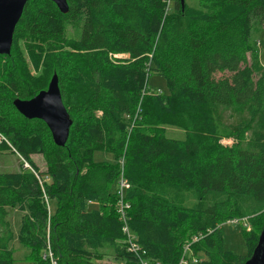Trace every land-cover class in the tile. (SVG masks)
Segmentation results:
<instances>
[{
  "label": "trees",
  "instance_id": "1",
  "mask_svg": "<svg viewBox=\"0 0 264 264\" xmlns=\"http://www.w3.org/2000/svg\"><path fill=\"white\" fill-rule=\"evenodd\" d=\"M65 1L61 14L28 0L0 55V106L16 119L0 122L9 143L0 151L13 149L30 167L0 173V264H15V244L42 255L34 264H93L105 247L133 264H179L185 246L188 262L244 264L257 233L241 232L246 254L236 255L219 226L264 213V67L252 35L264 29V0ZM19 41L33 71L56 75L71 120L63 147L12 106L47 86L16 53ZM118 54L127 58L111 59ZM150 76L164 87L150 90ZM40 151H48L44 173L29 159ZM95 151L121 161L101 171V190L80 172ZM120 177L123 218L104 199L114 200ZM10 210L21 213L15 232Z\"/></svg>",
  "mask_w": 264,
  "mask_h": 264
},
{
  "label": "rangeland",
  "instance_id": "2",
  "mask_svg": "<svg viewBox=\"0 0 264 264\" xmlns=\"http://www.w3.org/2000/svg\"><path fill=\"white\" fill-rule=\"evenodd\" d=\"M190 5H193L192 3ZM71 28L67 29V33L70 34ZM254 39V43H256V49H257V63H259L260 66L264 67V29L260 30V27L254 29V33L252 34ZM43 47H49L47 43H44L42 45ZM16 53L20 54V56L23 58V62L26 65V67L29 70L30 75L35 78V83L37 85L44 84L45 77L44 72L42 69H39L38 71H33L31 67L29 66V62L27 60L26 52L23 48L22 41H19L16 45ZM3 58H0L2 62H5L4 58L6 56H2ZM127 58V55L124 54H118L111 56V59H124ZM248 64L254 66L253 62L249 60V57L247 58ZM49 78L45 81L46 85L49 82ZM149 89H162L164 87V82L161 77L158 76H150L147 82ZM37 85H34V88H38ZM15 116V115H13ZM15 118L18 119V117L15 116ZM21 119H23L21 117ZM12 110L9 108L4 110V107L0 106V122H12ZM19 120V119H18ZM24 120V119H23ZM1 124V123H0ZM31 131V130H27ZM25 130H23V133L21 135L25 134ZM20 135V136H21ZM164 135L167 138H182L183 134L182 131L175 128H165ZM49 136V135H48ZM47 138V137H46ZM44 140V138L42 139ZM0 141L5 142L7 145H9L7 140H3L0 136ZM232 143V140H221V145H227L229 146ZM46 147L50 150L51 147L46 145ZM41 150V149H40ZM51 152V151H50ZM51 153H49V157H51ZM48 151L45 153L43 151H40L38 153L31 154L29 156L30 161L35 165L36 169L39 173H44L47 170L48 167V160L47 156ZM121 161L118 160L116 157L110 154H105L99 151L93 152L91 162L89 164H86L81 168V174L84 176L85 183L92 186V188H97L101 190V188L105 185L104 181L102 180V174L101 171L107 168H114L112 166H120ZM20 169H30V167L26 165V163L23 162V160L19 157V155L11 148L8 150H1L0 151V173L4 172H15L19 171ZM111 189V186H110ZM113 196H116V185L114 186V190H111ZM105 200H108L110 204L113 206L116 203V197L113 200V197L111 196H104ZM47 209H49V215L53 212V207L49 203L47 204ZM111 205V206H112ZM110 206V205H109ZM112 209V207H110ZM21 216L20 212L10 210L8 213V221L10 224L11 229L15 232L18 228L19 218ZM264 224V213L258 214L254 218H251L249 220L242 219L240 221L238 220H232V221H224L220 226L219 229L221 231L222 236V245L225 250L231 251L232 253L236 255H245L246 249L243 243L242 239V231H252L254 233H259L261 225ZM15 249V252L13 254V257L15 258V264H34L33 260L36 258L38 259L39 256L42 259V255L37 254V252H31L26 249L20 248L18 245L13 246ZM100 256L98 258L94 259L92 261L93 264H133L132 262L122 260V259H116L113 257L112 251L105 247L103 250L99 251ZM31 255V257H30Z\"/></svg>",
  "mask_w": 264,
  "mask_h": 264
},
{
  "label": "water",
  "instance_id": "3",
  "mask_svg": "<svg viewBox=\"0 0 264 264\" xmlns=\"http://www.w3.org/2000/svg\"><path fill=\"white\" fill-rule=\"evenodd\" d=\"M28 0H0V55H8L12 44L15 25L20 19L23 7ZM64 14L67 12L65 0H47ZM12 106L26 120H40L47 128L52 143L63 147L68 136L71 120L64 109L56 75L53 74L46 89L39 91L29 100L12 101ZM244 264H264V225L250 257Z\"/></svg>",
  "mask_w": 264,
  "mask_h": 264
},
{
  "label": "built area",
  "instance_id": "4",
  "mask_svg": "<svg viewBox=\"0 0 264 264\" xmlns=\"http://www.w3.org/2000/svg\"><path fill=\"white\" fill-rule=\"evenodd\" d=\"M117 185H118V189L116 190V198H118L116 200L115 206L117 208V213L118 215H120L121 218L124 217L125 214V209L127 208L126 203L123 201L122 199V194H123V190L125 188H127V185L125 184V182L122 181L121 177L117 180ZM230 222V221H229ZM131 236L127 235V239H126V243H127V247L129 249V251L133 252L134 254L136 253V246L131 242ZM196 241V238H193L191 240V242ZM188 246H185L183 248V253L181 256V260L179 262V264H195L197 262V260L195 258H192V260L190 262H188ZM140 264H146V263H141Z\"/></svg>",
  "mask_w": 264,
  "mask_h": 264
}]
</instances>
